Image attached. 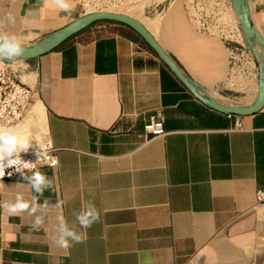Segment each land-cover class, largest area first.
I'll return each mask as SVG.
<instances>
[{
  "label": "crops",
  "instance_id": "obj_1",
  "mask_svg": "<svg viewBox=\"0 0 264 264\" xmlns=\"http://www.w3.org/2000/svg\"><path fill=\"white\" fill-rule=\"evenodd\" d=\"M71 4L66 13L53 0H0V31L32 46L97 12L85 11L83 0ZM247 5L264 38V0ZM115 6L100 11L140 21L211 98L254 103L260 61L244 44L231 0ZM10 11L13 24L4 20ZM4 64L33 90L13 127L34 146L51 141L58 163L38 168L52 180L40 198L49 208L36 213L44 217L39 230L28 212L0 207V264H264V203L255 198L264 192V109L246 116L212 109L124 24L90 25L37 58ZM157 111L166 134L145 136ZM17 193L33 195L19 173L4 176L0 204ZM87 201L99 221L79 229L83 242L58 247V217L75 223Z\"/></svg>",
  "mask_w": 264,
  "mask_h": 264
},
{
  "label": "clouds",
  "instance_id": "obj_2",
  "mask_svg": "<svg viewBox=\"0 0 264 264\" xmlns=\"http://www.w3.org/2000/svg\"><path fill=\"white\" fill-rule=\"evenodd\" d=\"M53 3L59 10L66 13L71 10V0H53ZM4 20L13 24L15 23V16L10 11L6 14ZM24 55L25 50L20 39L14 34L0 31V61L14 62ZM32 142L29 136L19 133L14 127L0 125V181H2L6 169L14 168L23 181L30 185L33 192L30 200L25 199L22 193H17L13 202L0 204V207H3L12 215L28 212L34 216L32 228L39 230L44 223V217L36 215V213L40 209L47 210L49 208V200L45 198L41 204L40 198L44 196L46 190L52 187V180L36 169L33 162L22 159L20 154L34 149L36 160L42 159L47 156L51 141H48L47 144L40 143L35 146ZM26 170H30L31 174L26 175ZM12 174V172H8L9 176ZM99 219L100 213L95 204L87 201L82 206V210L75 214V223H69L64 216L58 217L57 235L53 237L54 243L60 248L69 249L73 244L83 242L84 233L79 229L86 230L98 222Z\"/></svg>",
  "mask_w": 264,
  "mask_h": 264
},
{
  "label": "water",
  "instance_id": "obj_3",
  "mask_svg": "<svg viewBox=\"0 0 264 264\" xmlns=\"http://www.w3.org/2000/svg\"><path fill=\"white\" fill-rule=\"evenodd\" d=\"M233 13L237 17L243 41L251 53L260 61L258 77V93L253 104L249 106L223 105L211 98L205 91L189 79L175 64L171 57L159 45L147 28L138 20L126 14L108 11H97L86 14L72 21L65 27L45 36L39 43L32 46H23L25 55L19 59L28 60L37 58L64 43L66 40L89 27L95 22L111 21L124 24L133 29L153 49L163 63L185 85V87L200 101L212 109L228 115L246 116L264 109V38L252 25L249 18L247 0H231Z\"/></svg>",
  "mask_w": 264,
  "mask_h": 264
},
{
  "label": "built area",
  "instance_id": "obj_4",
  "mask_svg": "<svg viewBox=\"0 0 264 264\" xmlns=\"http://www.w3.org/2000/svg\"><path fill=\"white\" fill-rule=\"evenodd\" d=\"M33 90L27 85L19 82L11 74L9 66L4 64L0 67V125L13 127L22 121L31 105ZM239 126V123H237ZM145 136L165 135L164 116L161 111H157L150 118L149 123L144 128ZM56 149L52 146L48 149L47 156L36 160L33 152L21 155V158L28 162H33L36 169L42 167H56ZM30 171V170H26ZM8 172H15L14 168L5 170L4 176H9ZM255 198L258 203H264V192H257Z\"/></svg>",
  "mask_w": 264,
  "mask_h": 264
},
{
  "label": "rangeland",
  "instance_id": "obj_5",
  "mask_svg": "<svg viewBox=\"0 0 264 264\" xmlns=\"http://www.w3.org/2000/svg\"><path fill=\"white\" fill-rule=\"evenodd\" d=\"M124 2L125 0H83V6L85 11H100L108 9H117L115 4ZM202 12V21L205 22V20H207L208 18L205 15V11L202 10ZM209 19L211 18L209 17ZM209 19L206 22H209Z\"/></svg>",
  "mask_w": 264,
  "mask_h": 264
},
{
  "label": "trees",
  "instance_id": "obj_6",
  "mask_svg": "<svg viewBox=\"0 0 264 264\" xmlns=\"http://www.w3.org/2000/svg\"><path fill=\"white\" fill-rule=\"evenodd\" d=\"M101 23H108V24H116V25H121L118 22H111V21H100V22H95L93 23L91 26L95 25V24H101Z\"/></svg>",
  "mask_w": 264,
  "mask_h": 264
}]
</instances>
